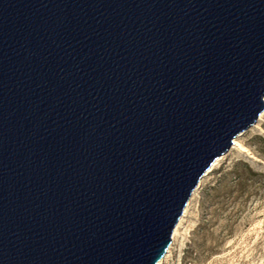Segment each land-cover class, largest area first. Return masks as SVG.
<instances>
[{
  "label": "water",
  "instance_id": "95a60500",
  "mask_svg": "<svg viewBox=\"0 0 264 264\" xmlns=\"http://www.w3.org/2000/svg\"><path fill=\"white\" fill-rule=\"evenodd\" d=\"M263 89L264 0H0V264H155Z\"/></svg>",
  "mask_w": 264,
  "mask_h": 264
},
{
  "label": "rangeland",
  "instance_id": "374dc122",
  "mask_svg": "<svg viewBox=\"0 0 264 264\" xmlns=\"http://www.w3.org/2000/svg\"><path fill=\"white\" fill-rule=\"evenodd\" d=\"M253 120L199 174L161 264H264V113Z\"/></svg>",
  "mask_w": 264,
  "mask_h": 264
},
{
  "label": "bare ground",
  "instance_id": "6f19581e",
  "mask_svg": "<svg viewBox=\"0 0 264 264\" xmlns=\"http://www.w3.org/2000/svg\"><path fill=\"white\" fill-rule=\"evenodd\" d=\"M263 99H264V89L262 91V96H261ZM264 113V101H263V104L259 107L258 111H257V114L253 120L254 123L257 122V117H260L262 114ZM239 131V130H238ZM237 132H235L234 134H232V137H231V140L228 144V149L230 146L234 145V144H239V140L238 138L236 137V134ZM226 149V150H228ZM222 152H218L217 154H215L213 156V158L209 161V163L204 167L203 172H205L207 169H209L213 164H215L217 161H218V158L221 156ZM199 181V176L197 177L195 183L193 184V186L191 187L190 191H189V194L188 196L186 197L182 207H181V211L179 212L177 218L175 219L174 223L172 224L171 226V229H170V238L169 240L167 241L163 251L161 252V254L155 259V264H161V259L162 257L168 252L169 250V246H170V240H171V237L173 235V232L176 228V224L177 222L179 221L180 217H181V214L183 212V210L185 209V206H186V202L188 201L189 197H191V195L193 194V189L195 188V185L197 184V182Z\"/></svg>",
  "mask_w": 264,
  "mask_h": 264
}]
</instances>
